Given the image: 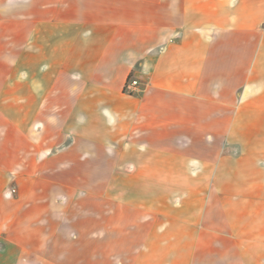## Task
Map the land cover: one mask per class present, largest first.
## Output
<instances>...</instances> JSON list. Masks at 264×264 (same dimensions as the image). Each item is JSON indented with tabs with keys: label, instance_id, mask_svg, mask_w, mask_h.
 <instances>
[{
	"label": "crops",
	"instance_id": "crops-1",
	"mask_svg": "<svg viewBox=\"0 0 264 264\" xmlns=\"http://www.w3.org/2000/svg\"><path fill=\"white\" fill-rule=\"evenodd\" d=\"M0 264H264V0H0Z\"/></svg>",
	"mask_w": 264,
	"mask_h": 264
},
{
	"label": "built area",
	"instance_id": "built-area-1",
	"mask_svg": "<svg viewBox=\"0 0 264 264\" xmlns=\"http://www.w3.org/2000/svg\"><path fill=\"white\" fill-rule=\"evenodd\" d=\"M138 81L130 79L126 86H125V92L129 94H133L138 90Z\"/></svg>",
	"mask_w": 264,
	"mask_h": 264
}]
</instances>
